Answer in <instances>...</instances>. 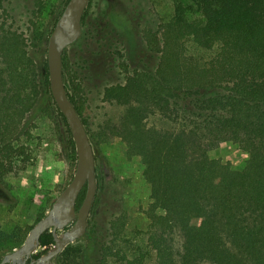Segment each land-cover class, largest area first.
<instances>
[{"label":"trees","instance_id":"16d2710c","mask_svg":"<svg viewBox=\"0 0 264 264\" xmlns=\"http://www.w3.org/2000/svg\"><path fill=\"white\" fill-rule=\"evenodd\" d=\"M173 4L168 21L143 33L156 65L149 71L128 70L124 82L104 88L106 100L126 105L119 134L129 155L142 157L151 186L147 241L155 251L153 264H264V0ZM86 19L87 9L83 25ZM36 34V44L47 46L49 34ZM190 42L218 50L203 62L188 53ZM66 52L69 95L86 126L81 86ZM51 104L65 119L75 149L68 121L51 92L47 59L33 55L22 35L0 23V179L26 167L32 158L26 121L35 111L49 112ZM157 114L173 127L148 123ZM222 141H234L248 152L242 169L210 157L209 151ZM74 159L71 180L77 155ZM85 194L86 187L78 207ZM123 218L112 221L115 238L123 230ZM34 225L0 232V244L22 245ZM55 243L52 230L45 231L42 250L34 258ZM82 253L69 244L56 256L57 264H86ZM127 253L103 246L98 264L115 255L119 264H145L143 257Z\"/></svg>","mask_w":264,"mask_h":264},{"label":"rangeland","instance_id":"374dc122","mask_svg":"<svg viewBox=\"0 0 264 264\" xmlns=\"http://www.w3.org/2000/svg\"><path fill=\"white\" fill-rule=\"evenodd\" d=\"M2 3L0 23L22 35L33 55L47 59L48 44H36V32L50 36L67 0ZM173 12V0H91L80 38L66 48L71 73L81 86L86 128L96 159L97 193L88 230L69 243L82 248L81 260L86 264H98L101 248L110 245L127 251L130 257H143L145 264L155 263V251L147 241L151 186L144 176L142 157L129 155L119 134L126 105L106 100L104 88L124 82L128 70L149 71L156 65L157 56L147 47L143 33L148 28L157 30ZM217 50L188 43V53L203 62ZM43 111H35L26 121L32 139L22 140L31 146L32 158L25 168H15L0 179V232L34 225L38 214L42 210L47 214L53 200L71 180L77 149L71 143L68 125L54 104L49 112ZM153 120L160 126L173 127L160 114L148 119V123ZM209 155L239 170L249 158L248 152L234 141H222ZM119 216L124 217L123 230L115 238L111 226ZM63 233L59 231L60 236ZM20 246L15 241L2 242L0 263ZM41 250L40 247L37 252ZM51 264H57L56 257ZM106 264H119L118 256L108 257Z\"/></svg>","mask_w":264,"mask_h":264},{"label":"water","instance_id":"95a60500","mask_svg":"<svg viewBox=\"0 0 264 264\" xmlns=\"http://www.w3.org/2000/svg\"><path fill=\"white\" fill-rule=\"evenodd\" d=\"M89 2L69 0L48 38L47 61L51 92L68 121L77 149L74 177L53 201L47 214L35 223L25 242L6 254L0 264H27L41 247L42 234L50 229L56 243L49 252L38 258V262L51 264L69 243L84 236L88 230L89 215L97 193L96 159L87 128L69 95L64 75V52L81 36L83 16ZM84 187L86 194L78 207V197ZM60 230H64L62 236Z\"/></svg>","mask_w":264,"mask_h":264},{"label":"flooded vegetation","instance_id":"af4514ba","mask_svg":"<svg viewBox=\"0 0 264 264\" xmlns=\"http://www.w3.org/2000/svg\"><path fill=\"white\" fill-rule=\"evenodd\" d=\"M43 256V255H42ZM40 258V257H39ZM10 264H14L13 262H10ZM27 264H40L38 262V258H34V256L27 261Z\"/></svg>","mask_w":264,"mask_h":264}]
</instances>
